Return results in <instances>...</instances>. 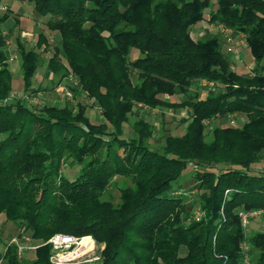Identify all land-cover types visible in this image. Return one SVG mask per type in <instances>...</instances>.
I'll return each mask as SVG.
<instances>
[{
  "label": "trees",
  "instance_id": "trees-1",
  "mask_svg": "<svg viewBox=\"0 0 264 264\" xmlns=\"http://www.w3.org/2000/svg\"><path fill=\"white\" fill-rule=\"evenodd\" d=\"M19 1L32 2L59 35L47 70L72 75L73 95L86 94L103 120L91 122L82 104L36 107L11 97L7 37L0 35V215L35 243L56 233L91 236L103 245L97 264H264V229L247 237L238 216L264 210V166H255L264 163V0ZM206 10L209 24L243 36L251 73L232 70L218 35L192 37ZM11 12L0 14V25ZM16 42L23 96L31 97L39 92L32 88L42 61L37 48L45 52L47 40L39 33L35 47ZM202 79L219 90L200 88ZM144 108L188 109L184 132L150 149ZM235 114L244 124L218 125L206 141L205 123ZM131 115L137 119L126 137ZM72 165L79 169L68 179L62 170ZM188 166L199 216L172 191ZM117 177L130 185L119 187L114 204L104 195ZM50 252L43 245L20 259L9 246L4 264H51Z\"/></svg>",
  "mask_w": 264,
  "mask_h": 264
},
{
  "label": "rangeland",
  "instance_id": "rangeland-1",
  "mask_svg": "<svg viewBox=\"0 0 264 264\" xmlns=\"http://www.w3.org/2000/svg\"><path fill=\"white\" fill-rule=\"evenodd\" d=\"M2 6L8 8L12 12L9 15V19L0 25V35L6 36L5 47L6 54L8 58L12 54L15 56L14 61L9 62L6 60L9 68L12 72V95L13 98H24L27 102H35L36 107H42L44 104H53L55 107H60L68 103L71 106H76L82 104L85 107L86 116L93 123H101L102 116L100 108L93 102L92 99L88 98L86 94H80L77 96L73 95L72 90L77 86L76 80L72 75L64 79H60V76H53L47 70V61L53 53L54 46L58 41L59 35L50 32L46 26L45 22L48 17H40L36 14L34 9V4L32 2H24L19 0H2L0 5V14L4 13ZM15 13V14H14ZM208 13L209 10L205 11L204 20L194 25L191 29V35L196 40H204L209 36L218 35L223 42L224 38L214 24L208 23ZM43 33L47 40L48 49L44 52V46L38 47L37 50L42 52V61L37 69L36 75L32 79L33 90H39V92L31 97H24L23 82L21 78L20 70V60L17 53V42L19 39L22 44L27 48L35 47L37 41V35ZM231 48L232 51L228 52ZM223 52L227 53L232 60V70L240 74H249L254 66V61L250 54L248 53L244 39L242 36H233V42L223 45ZM237 54H244V57L239 58ZM137 52L133 50L131 54V59H134ZM264 66V59L262 61ZM70 68H68V71ZM69 73V72H68ZM133 82L136 81V75L132 76ZM195 90V87H192ZM216 90H219L217 88ZM203 91V90H202ZM204 96V92L201 93ZM168 102L178 101L175 97H166ZM142 109V108H141ZM140 109L139 116H142L145 120L152 123V138L147 143L150 149H160L163 145L164 138L170 134L180 135L184 132L186 123L183 120L187 116L188 109L176 108L175 110L163 109L161 110H149ZM138 112V111H137ZM137 119L136 116H130L129 122L124 124V136L130 137L133 135L132 123ZM233 120V123H231ZM246 121V118L241 115H232L226 120H214L210 123H205V135L206 141H210L212 138V132L216 126H228L230 124H235L236 126H241ZM120 154L124 153V150L119 151ZM257 169H262L264 163H259L255 165ZM78 166H65L63 168V175L68 179H73L78 172ZM194 169L193 166H188L180 175V177L172 183V191L178 193V196L183 200L187 206V211H191L192 214L199 216V192L196 190L195 181L193 180ZM130 185V181L123 177H117L113 179L111 187L107 190L104 195L105 199L111 200L114 204L119 201V187ZM264 228V215L256 216L249 220L247 227L245 228L247 237L251 236L254 232L260 231ZM22 233L15 224L7 222L4 215H0V264H4L5 261L3 256L6 252L7 247L10 245V241L13 238H18ZM24 234V233H22ZM25 235V234H24ZM51 238V237H50ZM49 238V239H50ZM48 239V240H49ZM47 240V241H48ZM32 241V240H31ZM43 241L39 243L30 242V245L38 248L39 246L48 245ZM24 244V242H22ZM96 247L100 249L101 244L96 243ZM26 245V244H25ZM50 246V245H49ZM247 246V245H246ZM248 247V246H247ZM51 248V247H50ZM35 249L24 250L20 259H31L34 257ZM51 254V252H50Z\"/></svg>",
  "mask_w": 264,
  "mask_h": 264
},
{
  "label": "built area",
  "instance_id": "built-area-1",
  "mask_svg": "<svg viewBox=\"0 0 264 264\" xmlns=\"http://www.w3.org/2000/svg\"><path fill=\"white\" fill-rule=\"evenodd\" d=\"M1 9L6 10V7L3 6ZM217 28L221 32L225 42L231 44L233 42L232 30L227 29L221 24L218 25ZM231 51L232 49L229 48L228 52ZM14 58L15 56L11 54L8 61L12 62L14 61ZM198 84L199 87L203 89H215L220 87L216 82L205 79L200 80ZM32 103L35 104V102ZM231 123H233V120H231ZM261 215H264V210H240L238 212L243 228L247 227L250 219ZM31 240L32 239L29 236L21 233L18 238L11 239L10 245L15 246L17 255L21 256L24 250L36 249V247L30 245V242H32ZM22 242H24V244ZM46 244L51 247V254L49 256V262L51 264H97L101 261L100 252L103 249V245L98 249L95 240L91 236L75 237L56 233L51 236Z\"/></svg>",
  "mask_w": 264,
  "mask_h": 264
},
{
  "label": "crops",
  "instance_id": "crops-1",
  "mask_svg": "<svg viewBox=\"0 0 264 264\" xmlns=\"http://www.w3.org/2000/svg\"><path fill=\"white\" fill-rule=\"evenodd\" d=\"M15 14V13H14ZM238 55V57L239 58H241V57H244V54H237ZM253 68V67H252ZM251 73V72H250ZM60 106H62V103L61 104H59ZM264 229V228H263ZM263 229H261V230H263Z\"/></svg>",
  "mask_w": 264,
  "mask_h": 264
}]
</instances>
